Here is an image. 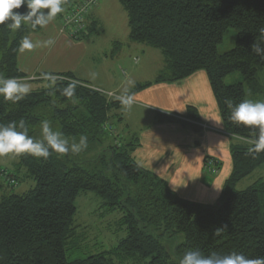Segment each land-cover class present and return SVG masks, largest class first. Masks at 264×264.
<instances>
[{
  "label": "trees",
  "instance_id": "1",
  "mask_svg": "<svg viewBox=\"0 0 264 264\" xmlns=\"http://www.w3.org/2000/svg\"><path fill=\"white\" fill-rule=\"evenodd\" d=\"M80 1L65 0L64 11L56 16L61 28L67 9ZM119 1L128 14L130 40L157 48L164 57L162 74L135 89L177 82L205 71L226 132L241 139L231 146L232 172L215 203L179 196L165 178L137 161V139L127 141L116 135L112 111L122 107L120 100L71 73L59 75L55 83L32 90L16 103L0 95V124L23 121L29 135L42 140L41 124L48 120L70 142L78 143L82 135L88 140L87 148L78 154L52 152L46 159L9 154L17 161L14 170L0 169L4 178L0 186L16 189L28 179L35 186L1 198L0 264H179L185 251L197 248L205 255L237 252L251 259L264 257V175L247 188L237 189L240 180L264 166V151H249L258 128L230 118L229 104L246 100L243 83L225 82L235 72L256 82L258 71L264 68V58L252 51L264 29V0ZM16 11L26 13L28 9L25 5ZM87 26L92 29L91 24ZM42 28H33L30 22L15 30L0 25V74L21 81L27 78L18 64L20 44ZM230 29L237 30L235 46L220 51ZM70 81L77 85L71 99L61 94ZM162 116L200 130L194 106L183 115ZM92 144L100 146H95L96 155L80 158ZM213 160L220 171V162ZM83 191L99 196L106 210H121V224L128 234L110 250L69 258V244L79 237L75 201ZM225 224L227 229L219 236L212 234Z\"/></svg>",
  "mask_w": 264,
  "mask_h": 264
},
{
  "label": "crops",
  "instance_id": "2",
  "mask_svg": "<svg viewBox=\"0 0 264 264\" xmlns=\"http://www.w3.org/2000/svg\"><path fill=\"white\" fill-rule=\"evenodd\" d=\"M103 5L104 0H101L100 5L90 14L88 24L92 25V29L89 28L88 39L84 37L82 40H74L62 34L60 22L56 17L43 26L39 33L30 34L28 38L35 47L24 52L19 51L18 55L19 67L27 77L22 82L41 81L48 86L52 82L48 77L71 73L79 81L86 82L104 93L109 92L111 98L132 95L133 104L126 107L124 115L122 108L125 105L112 111V122L118 126L123 139L138 140L139 145L134 153L137 161L165 178L179 196L204 204L215 203L233 169L231 146L241 139L226 132L208 74L201 70L176 83L172 82V85L156 84L150 89L143 88L133 93L134 90L128 88L132 85L127 83L131 77L119 81L111 71L101 66L99 59L94 56L93 46L96 41L90 39L92 33L98 34ZM47 41L51 43L46 44ZM125 88L128 89L127 93H124ZM155 96L168 101L167 107L162 111H157L158 106L150 102ZM138 100L150 102L152 106ZM138 103L146 108L150 107L153 113H140L141 126L138 128L130 125L123 127L126 110H135ZM181 106L197 108L200 116L198 122L202 123V126H199L203 131L202 136L198 135L199 129L192 128V133L189 125L169 121L164 119L166 116H162H172L176 113L181 115ZM183 112L186 113V109ZM154 113L155 116L150 117ZM207 156L220 162L221 168L217 175L211 176L205 171L204 160ZM13 161L15 165L17 160Z\"/></svg>",
  "mask_w": 264,
  "mask_h": 264
},
{
  "label": "rangeland",
  "instance_id": "3",
  "mask_svg": "<svg viewBox=\"0 0 264 264\" xmlns=\"http://www.w3.org/2000/svg\"><path fill=\"white\" fill-rule=\"evenodd\" d=\"M78 3L79 2L76 4ZM100 3L101 0H99L98 5L95 8H97ZM69 9L70 8H68L67 11ZM92 10L86 16L87 23L90 21L89 17ZM101 10V25L97 29L98 34L92 33L90 39V41H96L93 46L94 56L99 59L98 63L101 64V66H104L106 70L111 71V74H113V76L119 81L124 80L126 77H131V80L135 83L128 88H130V90L133 89L134 93H136L138 91L135 88L138 85L143 86L147 83L154 82L162 74L165 67L164 57L159 49L138 44L130 40L128 14L119 0H104V5ZM66 14L67 13H65L64 16ZM61 33L65 34L62 31ZM88 38L89 36H87V39ZM236 38L237 30L230 29L225 35L223 42L219 45L220 51L232 49L235 46ZM225 82L227 84L241 82L245 88L246 100H251L253 102L264 101V68L258 71L256 82L247 81L239 72L228 75ZM27 83L30 84L31 90L47 86L46 83L41 81H29ZM153 86H156V84H153ZM153 86L151 85L147 87V89H150ZM121 92L123 91L121 90ZM105 94L109 95V92H106ZM108 97L110 98L111 96ZM150 100L153 105L158 106L156 107L157 111H162L164 107H167L166 103H168V101L163 97L155 96V98H151ZM138 101L144 102L148 106H152L150 102L142 100ZM126 107L127 106H124V108L121 107L123 115ZM136 107L135 110H126V118L124 119L123 127L125 125H130V127L138 128L141 126L139 114H146L144 111L153 113L151 112L152 110L149 109L150 107L146 108V106L139 103ZM181 109L182 114H184L183 111L187 108L186 106H181ZM172 111L165 112L169 113ZM155 113L150 117L155 116ZM200 125L202 126V123H200ZM188 128L192 129L191 126H188ZM114 129L116 130V135L122 137L116 124L114 125ZM198 132L200 133L198 135L202 136L203 131L200 130ZM192 133H194L193 129ZM95 146L100 148V146L92 144L89 151L85 154L83 152L80 155V158L82 156L87 159L93 158L98 152ZM209 157L213 159V157ZM13 160H16V157L13 155L0 157V169L14 170L15 165ZM205 168L204 160V169ZM218 172L216 174H218ZM263 175L264 166L257 167L250 175L238 182L237 189L242 190L247 188L257 178ZM3 182L4 178H2L0 174V185H3ZM20 185L21 186L16 187V189L0 186V201L2 196L8 192L14 191L21 193L29 190L35 186V181L28 179ZM102 202L103 200L93 192L83 191L79 193L75 201L77 212L74 220V223L77 226V235L79 237L76 238L73 243L69 244L67 251L69 258H83L102 251L110 250L117 246L119 242L127 236L126 225L121 224L122 221L120 220L123 215L122 211L119 209L106 210L102 206ZM169 248L172 250V243L169 244Z\"/></svg>",
  "mask_w": 264,
  "mask_h": 264
},
{
  "label": "clouds",
  "instance_id": "4",
  "mask_svg": "<svg viewBox=\"0 0 264 264\" xmlns=\"http://www.w3.org/2000/svg\"><path fill=\"white\" fill-rule=\"evenodd\" d=\"M65 0H0V25L10 29H19L24 23H31L32 27L48 25L59 13L64 11ZM27 7L26 13L16 11L22 6ZM47 10V11H45ZM50 44L51 41L45 42ZM35 47L33 42L25 37L20 44V51L31 50ZM252 51L264 58V29L261 30L260 42L257 40L252 45ZM55 83L57 77H48ZM129 85H134V81L129 79ZM76 83L70 81L62 90V95L75 97ZM31 92V86L27 82H22L15 77H4L0 74V95L5 100L13 103L23 99ZM128 89H124L127 93ZM120 102L131 107L133 104L132 95H121L117 97ZM75 102V100H73ZM231 108V120L245 126L258 128L259 134L250 141L251 152L260 153L264 151V101L244 100L239 104H229ZM41 132L43 139L35 140L28 133L23 121L19 125L16 122L0 124V157L9 154H30L37 158H48L52 152L57 154L73 153L78 154L87 148V137L81 136L79 142H70L59 131L54 130L48 120L42 121ZM227 229V225L217 227L213 231L214 236H219ZM179 264H264V257L251 259L242 253L231 252L220 254L212 252L208 255L202 253L200 249H189L180 258Z\"/></svg>",
  "mask_w": 264,
  "mask_h": 264
},
{
  "label": "built area",
  "instance_id": "5",
  "mask_svg": "<svg viewBox=\"0 0 264 264\" xmlns=\"http://www.w3.org/2000/svg\"><path fill=\"white\" fill-rule=\"evenodd\" d=\"M98 2L99 0H81L78 4L72 6L63 18L61 31L74 40H79L88 35L89 30L86 16L98 5ZM205 167L213 174L219 171L217 163L213 159H207ZM13 182L11 181V183Z\"/></svg>",
  "mask_w": 264,
  "mask_h": 264
}]
</instances>
